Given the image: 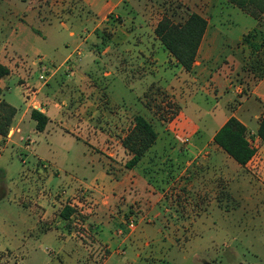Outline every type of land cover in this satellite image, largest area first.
I'll list each match as a JSON object with an SVG mask.
<instances>
[{
	"label": "crops",
	"instance_id": "crops-1",
	"mask_svg": "<svg viewBox=\"0 0 264 264\" xmlns=\"http://www.w3.org/2000/svg\"><path fill=\"white\" fill-rule=\"evenodd\" d=\"M177 1L185 12H181L179 17H167L174 22H183L190 13H198L207 20L208 26L191 72L185 71L161 44V86L169 93H172L170 90L180 92L175 98L183 97L182 102L171 98L180 108L175 114L177 119L174 122H179L178 119L184 116L177 128L183 124L184 129H192L195 137L190 138L189 145L181 146L173 140L174 134L178 132L173 128H167L164 138L161 136L164 151L161 152L160 192L148 182L142 169L125 170L116 163L119 172L109 171L101 155L94 152V144L74 136V126L85 136L88 130L85 121H79L78 118L75 120L64 107V102L60 104L48 97V93L52 91L48 89L49 84L39 85L36 79L29 78L22 69H15L20 61L31 57V65L35 67L39 63L36 60L38 58L40 63L47 64L42 49L49 45V35L54 34V0H0V63L11 71L8 77L0 79V88L3 91L10 89L7 81L15 73L19 77L24 105L19 110L9 103L17 109V115L9 136H0V162L8 147L18 145V138L25 139L23 131L32 127L33 133L38 137V141L30 138L36 145L34 155L37 163L48 162L55 166L58 169L57 176L72 170L81 178L77 185L81 189V197L66 204L77 210L69 220L61 216L64 208L58 211V204L52 199L54 193L50 183L49 189L43 186L37 196H32V203L18 204V217L14 219L17 222L14 242L0 251V264H147L149 258H158L161 264H169L167 261L174 244L182 240L181 237L190 242L194 237L202 236L204 231H196L195 227L207 226V219L199 217L191 223L181 221L179 226L188 225L194 230L187 235L171 234L167 228L173 224L165 217L168 212H177L180 206L204 211L221 210L224 203H229L231 194L242 204H251L257 197L261 200L260 194L256 196L253 192L247 194L244 191L248 177L242 175V170L247 169V166L235 164L215 143L214 136L234 116L247 127L249 140L257 148L256 154L264 158V142L257 136L264 116V14L260 20H255L227 0ZM2 3L7 6L1 7ZM129 3L132 4L131 0L61 2L63 6L69 7L68 11L72 15L76 13L74 16L77 15L79 21L76 22L77 25H86L84 17L80 16L82 10L87 9L94 18L90 24L95 25V30L111 14H121V11L127 10L128 5H131ZM164 16L161 15V19ZM128 17L134 23H141V15L135 11ZM62 18L65 19L66 15L58 18L60 25L66 27ZM236 24H242L243 29L239 31L232 28ZM70 35L74 36L75 33L71 31ZM248 35H251V39L247 41L245 36ZM73 55H66L59 64L66 63ZM73 62L77 67L84 64L83 60L82 63L75 59ZM18 65L21 66L20 63ZM184 73H187L186 76ZM64 78V82L61 81L64 87L74 86V78ZM58 80L55 77L50 85ZM29 84L33 93L27 90ZM128 86L130 88L131 85ZM33 109H38L49 117L44 132L36 130L37 123L31 118ZM124 109L127 116L129 108ZM217 115L226 117L214 127L217 122L207 121L206 116H213L214 119ZM64 134H71L79 143L81 156L72 165L53 155V147L56 146L54 139ZM43 136L50 145L51 155H42ZM109 141L110 146L117 145ZM108 156L116 159L114 153L108 152ZM179 159L183 165L177 164ZM37 172L36 167L30 173L35 175ZM7 190L6 188V192H2L0 189V200L7 196ZM46 190L48 194L44 193ZM73 192L74 189L69 188L65 195H74ZM246 194L253 195L252 198L249 197L253 200H248ZM260 200L256 201L257 204L261 203ZM160 206L161 225L153 223L151 219L159 218ZM131 220L135 221L134 229L128 226ZM45 242H50L53 246L48 251L46 249L41 252L47 256L39 262V250Z\"/></svg>",
	"mask_w": 264,
	"mask_h": 264
},
{
	"label": "rangeland",
	"instance_id": "rangeland-1",
	"mask_svg": "<svg viewBox=\"0 0 264 264\" xmlns=\"http://www.w3.org/2000/svg\"><path fill=\"white\" fill-rule=\"evenodd\" d=\"M61 2L62 0H54L53 13L56 20L53 22L54 34H48L49 45L42 49L46 55L45 62L49 63V66H61L48 83V89L52 90L48 93V97H52L60 104L64 102V107L75 120L78 118L79 121H85L84 123L88 127L85 136L75 126L73 128L74 136L91 141L94 144V152L101 155L103 163L112 173L119 170L117 164L121 166V169L129 170L125 165L131 156L121 146L122 141L129 133L130 128L133 127L134 117L143 115L155 126L160 138L154 147V153L149 154L137 169L144 171L146 167L159 170L160 173L157 177L160 179L161 159L154 158V162H151L150 157H154V155L161 157V152L164 151L161 136L164 138L165 133H167L166 129L173 128L175 132L178 131L173 137L175 143L178 142L175 139L178 134L179 137H195L192 129H184L183 124L177 128L180 119L184 116L178 119L179 122H174L177 119L175 114L180 108L171 98L174 97V99L182 102L183 97L175 98L180 92L170 90L172 93H169L161 86V73L163 72L161 70V42L157 41L155 36V28L161 20V15L179 17L181 12H185V10L177 0H131L132 4L129 3L131 5H128L127 10L121 11L123 14H111L95 30V25L90 24L94 18L87 9H83L82 16H80V18L84 17L83 20L86 23L84 27L81 23L76 24L79 22L78 16H74L76 10H74L75 14L72 15L68 11L69 7L63 6ZM1 5V7L7 6L5 3ZM78 6L81 7L80 4ZM133 11L141 15L140 24L134 23L128 17ZM62 15H66L65 19L62 18L66 27L60 25L58 20ZM225 24L227 25V22ZM232 28L241 31L243 25L236 24ZM71 31L75 33L74 36L70 35ZM248 39H251V35L245 36V40L248 41ZM70 53L74 55L67 61L73 69L67 70L69 65L65 67V63H59ZM73 58L76 61H81V63L83 60L84 64L82 63L81 67H77V64L75 66ZM39 59L36 60L41 62ZM32 60L31 57L28 60L20 61L21 66L18 63L15 69H22L29 78L36 79L40 85L39 66L37 65V68L31 65ZM62 65L64 66L62 67ZM184 74L186 76L187 73ZM65 76L74 78V86H63ZM55 77L59 80L50 85ZM10 78L7 81L10 89H4L3 98L22 110L24 105L19 77L14 73ZM131 81H133L132 84ZM128 84L131 85L130 88ZM70 91H74V93L71 92L70 94ZM125 107L129 108L127 116L124 114ZM225 117V115H217L213 119V116H206L207 121L217 122H214V127H217ZM75 122L77 124V121ZM22 135L25 139L18 138V145L9 146L6 155L0 162V189L2 192H6V188L8 189L7 196L0 200V251L14 242V232L17 230V222L14 219L18 217V204L32 203L34 201L32 196H37L43 186L48 188L49 183L52 185V187L50 186L54 193L52 199L58 204L56 205L58 211L62 210L69 201L74 202L81 197V189L77 187L81 181L78 174L68 170L66 173H61V176H57L58 169L55 166L48 162L37 163L38 160L34 155L36 148L34 146L36 145L35 142H31V139L38 141L37 135L33 133L32 127L25 129ZM74 136L64 134L54 139L56 146L53 147V155L70 165L81 156L79 143L76 142L77 139ZM27 137L29 138L26 139ZM109 140L112 144L117 145L110 146ZM178 144L180 143L178 142ZM41 147L42 155L52 154L45 136L42 137ZM108 152L116 154V159L109 157ZM231 160L237 164L233 159ZM180 163L181 160L179 159L177 164ZM181 164L183 165V163ZM36 167L38 172L33 175L30 172H33ZM230 172L232 174V168ZM242 175L248 177L244 191L247 194L253 192L256 196L260 194L261 200L259 197L257 200H260L261 203L257 204V200L252 201L253 199L249 198H252L253 195L246 194L245 197L252 202L251 204L245 203V205L231 194L229 203H224L221 210L204 211L190 209L189 206L187 208L180 206L177 208V212L171 210L165 216L168 222L173 224L167 228L171 234L182 233L187 235L190 234L191 230H194L188 225L179 226L178 223L181 221L191 223L193 219L201 217L207 219V226H196V231L203 230L204 233L202 236L194 237L190 242H186L181 237L182 240L174 244L173 252L167 263L264 264V186L251 174L248 168L242 170ZM154 177H156L155 174ZM69 188L74 189V195H65ZM44 193H47V190ZM158 212L160 213L159 218L157 220L151 219L153 223L161 225V206ZM52 246L53 244L50 242H45L41 246L38 254L39 262L47 256L41 252L46 249L48 251ZM159 260L158 258H149L146 263L161 264V260ZM27 264L32 263L27 262Z\"/></svg>",
	"mask_w": 264,
	"mask_h": 264
},
{
	"label": "trees",
	"instance_id": "trees-1",
	"mask_svg": "<svg viewBox=\"0 0 264 264\" xmlns=\"http://www.w3.org/2000/svg\"><path fill=\"white\" fill-rule=\"evenodd\" d=\"M241 9L255 20H260L264 14V0H227ZM208 26L207 20L198 13H190L183 22H174L164 16L155 28V36L169 53L177 60L181 67L191 72L197 54ZM10 69L0 63V79L10 75ZM3 90L0 88V136L7 138L11 132L17 109L2 100ZM31 118L36 121V130L44 132L49 117L38 109H33ZM122 141V147L131 156L125 167L129 170L140 166L143 160L152 152L160 138L159 132L151 121L143 115H136L133 127ZM258 138L264 142V116L260 121L257 132ZM215 143L240 166H247L257 153V148L249 140L247 127L236 117H230L214 136ZM157 157V158H156ZM161 157H150L151 162ZM161 170V168H160ZM148 182L161 192V178L159 170L144 168ZM154 174L156 177H154ZM76 208L66 205L61 212L65 220H69L76 213Z\"/></svg>",
	"mask_w": 264,
	"mask_h": 264
},
{
	"label": "built area",
	"instance_id": "built-area-1",
	"mask_svg": "<svg viewBox=\"0 0 264 264\" xmlns=\"http://www.w3.org/2000/svg\"><path fill=\"white\" fill-rule=\"evenodd\" d=\"M65 67L69 65L68 61L64 64ZM62 65V67L64 66ZM40 74H39V81H41L42 85H47L49 81L51 80L53 74L61 68V66L53 67L49 66L48 64L44 63H38ZM73 69L70 65L67 67V70ZM27 90L29 93H33V89L31 85H27ZM177 141L182 145H188L190 144V138L187 136L179 137V134L176 137ZM254 144V142H253ZM248 170L251 172V174L258 179V181L264 186V158H262L259 155H255L252 160L247 165ZM128 226L131 229H134L136 227L135 221L131 220L128 222Z\"/></svg>",
	"mask_w": 264,
	"mask_h": 264
}]
</instances>
